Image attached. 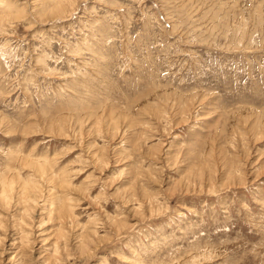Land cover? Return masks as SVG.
<instances>
[{"label":"rangeland","instance_id":"1","mask_svg":"<svg viewBox=\"0 0 264 264\" xmlns=\"http://www.w3.org/2000/svg\"><path fill=\"white\" fill-rule=\"evenodd\" d=\"M0 264H264V0H0Z\"/></svg>","mask_w":264,"mask_h":264},{"label":"bare ground","instance_id":"2","mask_svg":"<svg viewBox=\"0 0 264 264\" xmlns=\"http://www.w3.org/2000/svg\"><path fill=\"white\" fill-rule=\"evenodd\" d=\"M3 4V3H2ZM4 5V4H3ZM7 7V6H6Z\"/></svg>","mask_w":264,"mask_h":264}]
</instances>
